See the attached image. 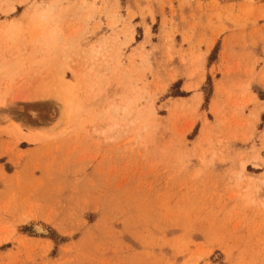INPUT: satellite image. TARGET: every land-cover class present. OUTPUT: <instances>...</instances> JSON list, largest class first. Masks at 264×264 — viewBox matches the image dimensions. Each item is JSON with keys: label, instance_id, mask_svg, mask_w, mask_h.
<instances>
[{"label": "rangeland", "instance_id": "374dc122", "mask_svg": "<svg viewBox=\"0 0 264 264\" xmlns=\"http://www.w3.org/2000/svg\"><path fill=\"white\" fill-rule=\"evenodd\" d=\"M0 101V264H264V0H0Z\"/></svg>", "mask_w": 264, "mask_h": 264}, {"label": "bare ground", "instance_id": "6f19581e", "mask_svg": "<svg viewBox=\"0 0 264 264\" xmlns=\"http://www.w3.org/2000/svg\"><path fill=\"white\" fill-rule=\"evenodd\" d=\"M52 6H53V4H51V5H48V7H49V9H51L52 8ZM47 10V9H46ZM6 11V10H5ZM48 13V12H47ZM3 102L2 101H0V104H2ZM256 165H258V164H256ZM39 229H41L40 227L38 228L37 227V230H39Z\"/></svg>", "mask_w": 264, "mask_h": 264}]
</instances>
